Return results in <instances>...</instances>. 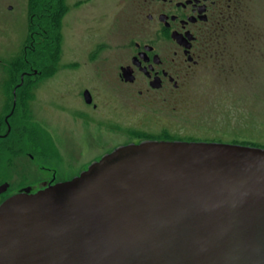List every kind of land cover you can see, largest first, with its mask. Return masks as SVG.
<instances>
[{
	"label": "water",
	"instance_id": "95a60500",
	"mask_svg": "<svg viewBox=\"0 0 264 264\" xmlns=\"http://www.w3.org/2000/svg\"><path fill=\"white\" fill-rule=\"evenodd\" d=\"M0 264H264V148L117 147L70 181L6 198Z\"/></svg>",
	"mask_w": 264,
	"mask_h": 264
},
{
	"label": "flooded vegetation",
	"instance_id": "af4514ba",
	"mask_svg": "<svg viewBox=\"0 0 264 264\" xmlns=\"http://www.w3.org/2000/svg\"><path fill=\"white\" fill-rule=\"evenodd\" d=\"M88 1L92 2L79 0L76 5L81 6ZM239 3L241 0H122L123 7L128 10L129 35L117 45L113 70L106 72L107 77L96 74V78L103 80L105 90L121 94L126 100L143 105L173 107L187 88V78L193 77L196 69L205 66L209 59L215 60V66L218 63L219 74L227 72L224 66L225 72L221 71L220 62L227 53L226 36L232 24L241 20ZM54 26L52 37L45 30L38 35L41 46L47 47L60 36L59 22H55ZM29 38L32 39L30 32ZM33 42L26 41L23 46L26 68L21 72H7L4 77H0V164L5 158L9 160L7 165H17L10 176L0 174V180H3L0 186L6 184V191L12 192L7 197L24 190L35 192L70 181L93 162L120 146L148 140L182 141L174 139L175 135L172 136L167 130L155 134L143 129L127 128L126 139L112 148L89 159H75L78 146L84 144L81 136L83 130L87 136L93 125L96 129L105 128V131L112 127L113 133L115 128L111 124L103 125V121L93 119L88 112L97 109L93 94L95 87L89 81L77 87L80 89L73 98L76 103L65 97L69 92H59L61 94L56 98L57 102L51 99L53 97H49L46 102L43 84L58 73L56 70L61 56L42 54L38 57L40 65L36 66L32 61L33 56L29 55V51L34 50ZM85 61L92 63L93 56L86 57ZM77 62H71V67H76ZM85 78L93 79L88 76ZM79 119L81 128L77 133H81V138L76 139V130L67 121L76 125ZM166 135L169 139L163 138ZM233 136L234 139H229L230 143L246 141L236 139L238 136L249 137L240 133H234ZM225 138L228 137L224 133L202 140L222 142ZM84 153L83 150L80 152L81 158ZM35 156L52 161L33 162L40 173L27 180L30 173L28 165L32 163L29 161H33ZM13 158L18 160L16 164H13Z\"/></svg>",
	"mask_w": 264,
	"mask_h": 264
},
{
	"label": "rangeland",
	"instance_id": "374dc122",
	"mask_svg": "<svg viewBox=\"0 0 264 264\" xmlns=\"http://www.w3.org/2000/svg\"><path fill=\"white\" fill-rule=\"evenodd\" d=\"M31 1L0 0V77L7 72H21L26 68L23 46L29 33L30 13H35V10L29 9ZM34 1L38 9L43 6L49 8L47 0H33L32 3ZM78 1H57L60 9L62 6L61 15L58 16L60 36L47 47L39 45L37 49L35 47L29 51L36 66L40 65L38 57L42 54L61 56L56 70L58 73L43 84L46 102L49 97L57 102L56 98L61 93L69 92L65 97L76 103L73 98L80 89L77 87L89 81L95 87L93 94L97 109L88 112L93 119L103 121V125L111 124L115 128L113 133L112 127L105 131V128L96 129L91 125V132L87 136L83 130V135L80 134L84 144L78 146L75 159H89L112 148L126 139L127 128L155 134L167 130L175 135L174 139L180 140H202L225 133L228 138L222 140L224 143H230L229 139L235 136L233 134L240 133L249 137L238 136L236 139L246 141L236 143L264 148V0H241L239 3L241 20L232 24L226 36L227 53L220 62L221 71L225 72V67L227 72L219 74L218 63L215 66V60L209 59L205 66L196 69L193 77L187 78V88L173 107L143 105L105 90L103 80H98L96 74L107 77L106 72L113 70L117 45L129 35L128 10L123 7L122 0H92L77 6ZM37 30L35 26L30 33L32 36L33 33L37 34L38 40ZM37 40L33 42L36 45ZM247 44L248 47H245ZM92 56V63L85 61L86 57ZM74 61L79 63L71 67L70 63ZM85 76L93 79L87 80ZM79 123L80 119L76 125L67 121L76 130V139L81 138L77 133L81 128ZM82 150L87 153L83 158L80 155ZM12 160L13 164L18 162L14 158ZM45 161L51 163L52 159L43 160L35 156L33 161H29L32 163L28 165L30 173L27 180L40 173L33 162ZM7 162L9 160L4 158L0 164L1 175L10 176L17 168V165L11 167ZM54 162L58 163L56 160ZM10 193L6 191L0 195L1 203Z\"/></svg>",
	"mask_w": 264,
	"mask_h": 264
},
{
	"label": "trees",
	"instance_id": "16d2710c",
	"mask_svg": "<svg viewBox=\"0 0 264 264\" xmlns=\"http://www.w3.org/2000/svg\"><path fill=\"white\" fill-rule=\"evenodd\" d=\"M31 1V0H30ZM33 1V0H32ZM31 1V6L29 9L35 10L33 13H30V19L29 20V32H31L30 30L37 26L38 27V33L40 34L41 32H43V30H45V32L51 35L55 33V26L54 23L59 22L58 21V16L59 14L61 15V11H62V6L61 9L58 7L57 5V1L60 0H47V5H49V8H46V6H43L42 9H38V5L37 3L34 1V3H32ZM33 4V5H32ZM37 5V6H36ZM60 10V12H58ZM37 12H39V14H37ZM32 34V33H31ZM34 36L36 38H34V36H32V39L27 37V41L28 42H32V40H37V34L33 33ZM38 34V35H39ZM37 45L34 44V49L36 47V49L39 47V45H41V42L39 41V39L36 41ZM163 138H167L169 139V136L166 135Z\"/></svg>",
	"mask_w": 264,
	"mask_h": 264
}]
</instances>
